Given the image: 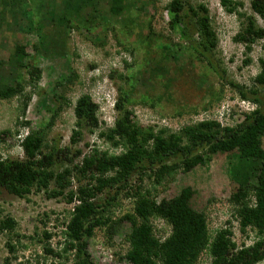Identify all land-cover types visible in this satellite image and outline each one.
<instances>
[{
    "label": "rangeland",
    "instance_id": "obj_1",
    "mask_svg": "<svg viewBox=\"0 0 264 264\" xmlns=\"http://www.w3.org/2000/svg\"><path fill=\"white\" fill-rule=\"evenodd\" d=\"M31 1L35 8L36 3ZM110 1L94 0L99 15L94 16L96 20L88 29L87 25L67 29L56 23L59 21L56 19L46 22L42 28L28 30L25 15L17 16V22L10 28L0 26V77H5L11 85L18 79L23 83L24 94L30 97L24 111L21 98L0 99V159H23L21 145L33 130H44V142L48 146L66 147L69 154L75 150L80 152L71 164L62 162L60 157L55 160L53 170L56 172L63 167L70 169L72 164L79 166L82 157L92 150L107 156L123 153L124 147L112 146L98 134L112 128L117 115L112 106L116 88L120 85L125 88L128 83L133 85L134 98L127 108L132 111L133 122L142 128H165L176 132L183 125L204 120L215 121L219 127L233 126L255 108L251 101L240 99L229 83L243 89L255 86L252 78L259 71L257 60L264 58L262 41L255 42L247 53L243 44L233 42L232 37L240 28L239 20L226 13L219 0H186L192 7L201 3L208 11L209 25L215 37V47L208 57L219 68L217 74L207 68L206 61L186 56V44L168 28L169 15L165 6L170 0H127L131 10L139 11L130 15V19L111 14L108 11ZM62 2L43 0L42 5L47 6V12L63 14ZM91 9L92 6L82 7L80 16L86 19ZM245 11L248 12L247 8ZM9 17V14H0V20L8 21ZM128 20H135L139 33L130 31L133 21L130 24ZM254 20L257 26L264 28V19L254 17ZM186 27L196 40L198 33L192 19L186 22ZM147 35L151 40L146 38ZM32 43L37 45L35 51ZM16 44L23 47L21 66L11 59ZM158 44L171 48L170 52H165L169 56L164 67L171 70L167 76L174 79L167 85L155 78L151 80L149 76V71L159 62ZM173 49L180 56L177 60L170 58ZM245 59H249L246 65L243 64ZM32 65L40 69V78L29 84L26 71ZM68 78L69 82H66ZM255 88L264 94V87ZM84 94L97 105L98 126L92 131L83 125L75 127L72 109L77 98ZM59 95L65 102L51 118V112L46 108L51 107V100L54 97L57 101ZM156 95H161L159 100H154ZM49 120L51 124L46 129ZM73 129L79 130L80 135L76 142L70 143ZM260 144L264 151V137ZM197 152L201 153L203 149ZM232 156L228 152L203 154L204 163L186 173L177 171L164 177L159 184H155L148 171L140 177L131 176L129 183L138 185L141 194L155 204L161 199H172L181 189L189 188L188 206L195 213L204 215L210 238L217 230L227 228L237 248L248 246L254 241L255 234L250 230L245 233L238 230L233 216L235 204L228 200L239 187L226 172V165L234 163ZM170 163L168 160L166 164ZM71 181L76 186L74 180ZM50 189H55L52 183L48 186ZM68 190L66 188L63 195ZM63 195L47 198L44 191L32 190L20 199L0 190V220L8 215L16 222L12 231L0 234V264H72L69 254L57 258L44 250L60 253L63 242L60 223L68 219L71 207ZM104 198L103 194L98 195L96 202H102ZM132 210L131 198L123 196L122 192L106 209L110 222L94 229L86 239V252L93 264H131L125 255L130 247L126 237L132 226L122 217ZM151 227L157 239L162 240L167 235L168 227L162 220L152 219ZM209 260L204 251L195 264H209ZM257 264H264V260Z\"/></svg>",
    "mask_w": 264,
    "mask_h": 264
},
{
    "label": "trees",
    "instance_id": "obj_2",
    "mask_svg": "<svg viewBox=\"0 0 264 264\" xmlns=\"http://www.w3.org/2000/svg\"><path fill=\"white\" fill-rule=\"evenodd\" d=\"M34 2L35 8L31 0H0V14L10 15L8 21L0 20V26L10 28L12 23L17 22V16L25 15L28 30L42 28L46 22L57 20L59 21L56 23L67 29H78L84 25H87L88 29L96 20L94 16L98 14L94 0H63V14L47 12V6L42 5L43 0ZM219 5L226 13L239 20L240 28L232 37V41L243 44L246 53L255 42L262 41L261 49L264 51V28L257 26L254 20V17L264 19V0H219ZM85 6H92V9L91 14L83 19L79 10ZM130 7L131 4L127 0H111L108 3V11L111 14L122 15L127 19L139 12L131 10ZM165 8L169 15L168 28L186 44V56H196L199 61H206L207 68L217 74L219 68L213 65L209 58V53L215 47V37L209 25L206 7L201 3L192 7L186 0H170ZM246 8L248 12L245 11ZM190 19L196 26V40L186 27V22ZM134 22L135 20H128V23L132 24L130 27L133 26L130 31L139 33ZM138 26L142 28L141 25ZM146 38L151 40L149 35ZM32 44L35 51L37 45ZM166 46L158 44L159 62L149 71L151 80L155 78L164 85L174 79L167 76L171 70L164 67V61L167 62L166 57L169 56H166L165 52L171 51V48ZM23 55V47L14 45L11 59L19 66ZM179 57L173 49L170 58L177 60ZM257 62L259 71L252 78V85L264 87V58H259ZM247 63L249 59L243 61L244 65ZM26 76L27 82L32 84L39 80L40 69L32 65L28 67ZM66 82H69V78ZM13 83L11 85L5 77H0V99L16 96L21 98L24 111L30 97L24 94L21 81L15 79ZM229 84L236 90L240 99L249 100L255 105L252 111L244 114L233 126L219 127L215 121L204 120L193 125H183L176 132L136 125L132 120V111L127 108L134 98L133 85L128 83L125 88L120 85L116 88L113 103V110L117 115L112 128L100 131L98 136L112 146L124 147L123 153L107 156L104 152L92 150L82 157L79 166L72 164V168L63 167L56 172L53 170L55 160L60 157L63 158L62 162L71 164L80 152L75 150L69 154L66 147L58 148L53 144L48 146L44 142V130L29 131L21 145L23 159H0V190L9 196L22 199L32 190L44 191L47 198H55L62 196L63 191L69 188L63 195L67 205L71 204V207L68 219L60 223L63 226L60 253L44 250L57 258L69 254L72 264H93L86 252V239L92 235L94 229L102 228L110 222L106 209L115 202L121 192L123 196L130 197L133 203L131 213L122 217L132 226L130 234L126 237L130 247L125 255L131 264H195L204 251L210 258L209 264H257L264 260V151L260 144L261 138L264 137V94L261 95L255 86L243 89L238 85ZM54 85L60 86L59 83ZM161 95L154 96V100H159ZM57 98L56 101L53 97L52 106L46 108L51 112V118L65 102L60 95ZM72 111L76 129L83 125L88 131H92L98 126L95 116L97 105L88 95L77 98ZM50 124L51 120L46 129ZM79 135V130L73 129L70 143L76 142ZM199 149H203V152H197ZM217 152L233 154L234 163L226 165V172L239 187L228 200L235 204L233 216L238 230L241 233L250 230L255 234L254 241L248 246L237 248L230 239L231 233L227 228L217 230L210 238L204 215L195 213L188 206L191 195L189 188L181 189L172 199H161L155 204L141 194L138 185L132 186L129 183L131 176L140 177L148 171L152 174L155 184H159L164 177H169L177 171L186 173L196 165L204 163L203 154L211 155ZM168 160H171L170 164H166ZM72 171L74 175H71ZM84 179L86 182L82 183ZM71 180H74L76 186ZM50 183L55 189L48 190ZM101 194L105 198L97 203V197ZM152 219L162 220L168 227L167 235L162 240L157 239L151 232ZM15 223L6 215L0 220V234L12 231Z\"/></svg>",
    "mask_w": 264,
    "mask_h": 264
},
{
    "label": "clouds",
    "instance_id": "obj_3",
    "mask_svg": "<svg viewBox=\"0 0 264 264\" xmlns=\"http://www.w3.org/2000/svg\"><path fill=\"white\" fill-rule=\"evenodd\" d=\"M113 106V105H112ZM252 111V110H251Z\"/></svg>",
    "mask_w": 264,
    "mask_h": 264
}]
</instances>
